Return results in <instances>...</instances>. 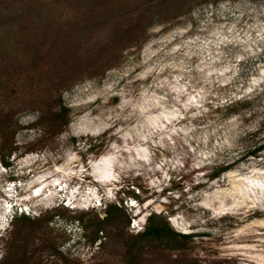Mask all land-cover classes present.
I'll use <instances>...</instances> for the list:
<instances>
[{
  "label": "rangeland",
  "instance_id": "1",
  "mask_svg": "<svg viewBox=\"0 0 264 264\" xmlns=\"http://www.w3.org/2000/svg\"><path fill=\"white\" fill-rule=\"evenodd\" d=\"M168 1L0 2V114L12 109L19 122L11 165L0 157V260L16 236L15 217L2 224L15 180L25 206L14 216L55 215L44 228L72 260L127 264L120 247L100 253L73 221L117 204L130 233L152 212L195 233L188 251L140 264H264V151L242 158L264 126V0L164 12L145 36L124 35ZM62 72L75 75L61 90L71 122L49 133L39 120L58 101L51 85ZM238 101L249 102L232 112Z\"/></svg>",
  "mask_w": 264,
  "mask_h": 264
},
{
  "label": "trees",
  "instance_id": "2",
  "mask_svg": "<svg viewBox=\"0 0 264 264\" xmlns=\"http://www.w3.org/2000/svg\"><path fill=\"white\" fill-rule=\"evenodd\" d=\"M211 1L219 2L221 0H169L165 11H162L161 14L152 15L148 8L141 11L133 21L122 27L123 33L131 38L134 36L143 37L152 21L160 16L165 18L162 14L166 13L169 18L174 19L189 13L198 4ZM0 2L7 3L9 0H0ZM149 19L151 23L148 24ZM117 60V57H113L108 62L113 63ZM65 72L60 74L62 77L60 81L56 80L57 77L52 78L54 83L51 85V89L54 90L55 86L57 87L56 98L58 101L53 105L46 106L47 108L39 120L40 124L47 126L49 133L61 132L71 122V108L63 101L61 90L75 75L72 76L71 73ZM248 102H234L229 105L230 110L238 111L237 107L246 105ZM14 116L15 111L12 109H4L0 114V157L7 166L11 165L8 158L18 149L14 146V142L19 122L14 119ZM250 138L253 140L245 143L246 153L242 158L249 156L259 158L264 151V126L249 135L247 139ZM36 149V147H31L29 151ZM225 164L215 173V177H220L223 172L232 167V164ZM104 214L105 216L102 217L99 213L91 211L75 216L73 221L81 226L84 237L89 238L92 245L97 244L100 253L106 252L112 246L120 247L127 264H140L144 260L149 261L155 252L161 254L162 252H183L193 247L195 233L178 231L168 217L161 213L152 212L147 217L144 230L137 234L127 230L131 219L117 204L107 205ZM54 216L50 218L46 216L32 218L26 214L15 216L13 224L16 228V236L8 248L7 255L0 260V264H48V257L52 255L57 259H62L64 264H84L79 260L67 257L60 250V244L57 242V237L52 235L50 226H47V229L44 228V225H49L52 222Z\"/></svg>",
  "mask_w": 264,
  "mask_h": 264
},
{
  "label": "clouds",
  "instance_id": "3",
  "mask_svg": "<svg viewBox=\"0 0 264 264\" xmlns=\"http://www.w3.org/2000/svg\"><path fill=\"white\" fill-rule=\"evenodd\" d=\"M10 181H15V180H10ZM18 209H15L14 212H13V217H15L14 215L16 214ZM0 249H1V244H0Z\"/></svg>",
  "mask_w": 264,
  "mask_h": 264
},
{
  "label": "bare ground",
  "instance_id": "4",
  "mask_svg": "<svg viewBox=\"0 0 264 264\" xmlns=\"http://www.w3.org/2000/svg\"><path fill=\"white\" fill-rule=\"evenodd\" d=\"M44 180V179H43ZM46 180V179H45ZM39 181V180H38ZM45 191V190H44ZM39 193H37V195H38ZM35 196V195H34Z\"/></svg>",
  "mask_w": 264,
  "mask_h": 264
}]
</instances>
